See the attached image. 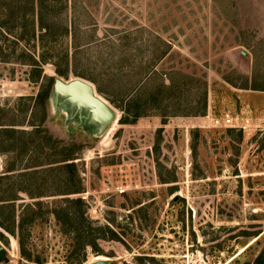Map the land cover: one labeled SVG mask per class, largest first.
Segmentation results:
<instances>
[{
    "label": "rangeland",
    "instance_id": "obj_1",
    "mask_svg": "<svg viewBox=\"0 0 264 264\" xmlns=\"http://www.w3.org/2000/svg\"><path fill=\"white\" fill-rule=\"evenodd\" d=\"M51 7L46 23L61 14L72 29L56 50L78 53L67 79L51 64L44 73L83 78L91 61L117 56L123 74H137L141 96L162 81L171 90L127 123L99 93L117 115L96 135L38 97L44 80L23 63V44L1 32L0 264H264V0ZM24 12V3L0 0L10 27ZM22 22L30 27L31 18ZM226 112L245 128L223 126ZM50 139L74 144L76 174L54 162L62 152ZM65 179L80 192L63 194ZM78 197L82 205L68 210L77 220L60 224L65 199Z\"/></svg>",
    "mask_w": 264,
    "mask_h": 264
},
{
    "label": "trees",
    "instance_id": "obj_2",
    "mask_svg": "<svg viewBox=\"0 0 264 264\" xmlns=\"http://www.w3.org/2000/svg\"><path fill=\"white\" fill-rule=\"evenodd\" d=\"M3 2L15 3V4H25L28 7V13L24 12L20 14L17 19V25L10 27L7 21L0 20V34L1 32L5 35H11L14 38V42H21L24 46L25 59H22L24 64L30 66L31 71L33 72V77L37 80L43 79V86L41 91L38 93V97L43 100H48L52 92V85L55 76L47 75L44 73V65L51 64L56 75L68 78L67 69L68 61L76 62V53L78 49L76 45H73L72 52L70 53L67 46L63 47L62 50L57 51L55 45V39L61 38L64 36L72 35V29L67 26L65 23V18L59 14L58 18H53V22L49 24L46 23V20H50L51 13H54L53 8L51 7V2L53 0H2ZM20 9L8 10L9 14H14L19 12ZM8 12L6 17L8 18ZM31 18V25L27 27L22 21ZM27 18V19H26ZM72 26V25H71ZM2 49V43H0V52ZM36 52V53H35ZM131 65H133V59L128 58ZM93 71L87 73H80L79 76L90 80L94 85L98 93L103 95L108 101H110L115 107L121 110L122 114L119 120L122 123L134 122L139 116L146 114L150 109L153 110L154 103L158 106L159 102H164L167 100L165 94L171 90V86L164 84V82L158 83L152 89L146 93V98L141 96L137 92V74L125 75L121 72L120 66L123 63V59L117 56H111L105 59H99L91 61ZM157 75H153L156 77ZM141 79V78H139ZM150 79V78H149ZM140 91V90H139ZM158 101V103H156ZM151 102V103H148ZM154 102V103H153ZM207 104V96L205 95L204 99V108ZM160 105V104H159ZM151 106V107H150ZM160 109V107H158ZM146 110V111H145ZM156 110V109H155ZM161 115V123L165 124V113H159ZM159 129H162L160 127ZM42 129H36L32 133H41ZM6 131H14L13 129H7ZM44 133L46 134L47 132ZM51 140V148H59L62 152L61 155L56 158L54 162L58 163V167L61 170L70 171L76 174V166L73 162V143L63 142L61 140ZM65 185L68 187L63 194H71L80 192V188L77 185L74 187H69L71 183L68 179H65ZM76 183V181L74 182ZM69 184V185H67ZM14 199V198H11ZM66 206L62 208L64 211L63 215L57 216V221L60 224H73L74 220H77L75 216H72L68 213L70 205H82V200L80 197L75 199L66 198ZM60 215V214H58ZM74 218V220H73ZM75 222V221H74ZM2 234L0 233V236ZM89 244H93L92 241H87ZM87 243V244H88ZM86 242H84V245ZM263 258L264 263V256Z\"/></svg>",
    "mask_w": 264,
    "mask_h": 264
},
{
    "label": "water",
    "instance_id": "obj_3",
    "mask_svg": "<svg viewBox=\"0 0 264 264\" xmlns=\"http://www.w3.org/2000/svg\"><path fill=\"white\" fill-rule=\"evenodd\" d=\"M241 53L246 54L244 51ZM50 99L69 116L77 117L84 129L96 135L101 134L117 115L116 109L97 92L95 85L80 77L68 80L55 77ZM89 264L113 263L98 259Z\"/></svg>",
    "mask_w": 264,
    "mask_h": 264
},
{
    "label": "built area",
    "instance_id": "obj_4",
    "mask_svg": "<svg viewBox=\"0 0 264 264\" xmlns=\"http://www.w3.org/2000/svg\"><path fill=\"white\" fill-rule=\"evenodd\" d=\"M218 122L219 120H215ZM223 126L227 127H234V128H245L242 124L243 121H241V118L236 116L230 115V113L226 112L224 116L220 119Z\"/></svg>",
    "mask_w": 264,
    "mask_h": 264
},
{
    "label": "crops",
    "instance_id": "obj_5",
    "mask_svg": "<svg viewBox=\"0 0 264 264\" xmlns=\"http://www.w3.org/2000/svg\"><path fill=\"white\" fill-rule=\"evenodd\" d=\"M249 53H246L244 56H245V60H246V62H248L249 61V55H248ZM251 62V61H250ZM264 89V88H263Z\"/></svg>",
    "mask_w": 264,
    "mask_h": 264
},
{
    "label": "bare ground",
    "instance_id": "obj_6",
    "mask_svg": "<svg viewBox=\"0 0 264 264\" xmlns=\"http://www.w3.org/2000/svg\"><path fill=\"white\" fill-rule=\"evenodd\" d=\"M100 259H105L106 260V258H100Z\"/></svg>",
    "mask_w": 264,
    "mask_h": 264
},
{
    "label": "flooded vegetation",
    "instance_id": "obj_7",
    "mask_svg": "<svg viewBox=\"0 0 264 264\" xmlns=\"http://www.w3.org/2000/svg\"><path fill=\"white\" fill-rule=\"evenodd\" d=\"M1 251H2V250L0 249V253H1Z\"/></svg>",
    "mask_w": 264,
    "mask_h": 264
}]
</instances>
